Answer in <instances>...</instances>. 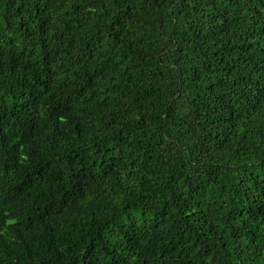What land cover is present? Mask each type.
Masks as SVG:
<instances>
[{"label":"trees","instance_id":"obj_1","mask_svg":"<svg viewBox=\"0 0 264 264\" xmlns=\"http://www.w3.org/2000/svg\"><path fill=\"white\" fill-rule=\"evenodd\" d=\"M0 264H264V0H0Z\"/></svg>","mask_w":264,"mask_h":264}]
</instances>
